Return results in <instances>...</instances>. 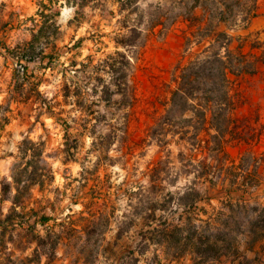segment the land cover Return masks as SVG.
Returning a JSON list of instances; mask_svg holds the SVG:
<instances>
[{"label": "rangeland", "instance_id": "obj_1", "mask_svg": "<svg viewBox=\"0 0 264 264\" xmlns=\"http://www.w3.org/2000/svg\"><path fill=\"white\" fill-rule=\"evenodd\" d=\"M124 1H138L141 8L161 2L170 8L179 0ZM53 2L47 13L59 12L56 39L46 40V58L25 63L1 46L15 47L30 39L32 28L37 29L32 18L40 19L38 0H0V195L1 181L9 179L13 164L19 161V142L29 137L44 143L47 168L43 173L47 177L43 188H34L26 211L40 232L48 229L60 236L53 264H264V222L253 226L245 222L244 215L232 214L236 221L245 222L237 235L238 254L223 250L226 255L200 256L193 252L197 244L192 241L197 240H190L194 232L220 236L230 228L236 233L233 223L218 230L187 227L179 232L180 243L165 248L145 240L159 223L151 226L147 214L153 210L162 214L160 209L171 195L186 192L192 199L194 182L199 183L196 187L205 199L196 207L208 215L214 213L207 203L210 198L215 207L229 195L234 199L244 196L250 204L264 206V161L259 158L264 153V136L228 146L231 161L227 163L226 184L216 189L200 181L220 174L202 173L201 155L179 139L194 131L191 125L197 120L191 112L179 116L168 111L182 68L209 42H199L202 38L195 39L193 28L178 23L167 31L157 30L143 47H120L118 50L133 59L128 85L136 100L130 105L114 95L109 101L103 86L108 85L111 91L115 86L103 72L102 61L116 51L118 24L127 12L119 11L116 0H101L102 7L84 10L67 5L66 0ZM223 2L231 5L233 0ZM251 9L250 1L241 0L233 10L235 23L234 14L226 12V22L217 29L229 35V50L242 51L256 69L254 73H229V86L235 101L234 117L248 119L260 132L264 123V0H257L255 16L249 14ZM252 156L257 158L260 184L248 185L243 192L231 181L238 174L241 157L249 171L239 180H251ZM190 206L175 210L172 204L169 211L178 213ZM9 207L10 202L0 203L3 213ZM42 217L49 218L46 226ZM219 245L227 247L226 243ZM45 262L43 258L41 264Z\"/></svg>", "mask_w": 264, "mask_h": 264}, {"label": "trees", "instance_id": "obj_2", "mask_svg": "<svg viewBox=\"0 0 264 264\" xmlns=\"http://www.w3.org/2000/svg\"><path fill=\"white\" fill-rule=\"evenodd\" d=\"M48 1L49 3L38 0L37 15L40 19L38 21L32 18L37 29L32 28L28 41L15 47L2 44L1 47L11 57L25 63L46 58L45 52L49 45L46 40H55L56 32L59 30L55 19L59 12L48 14L47 12L54 6L53 0ZM223 1L179 0L175 1L170 8L162 5L161 2H158L156 7L141 8L138 1L129 3L116 0L119 11L127 13L118 24V37L114 39L116 51L102 61L103 72L111 76L112 84L115 86L112 91L108 85L103 86L108 100L110 101L114 95H120L125 103L131 105L136 100L133 90L128 85V78L133 70V59L118 50L120 47H143L157 30L167 31L178 23H185L189 28H193L191 32L195 39L202 38L199 42H209L210 45L204 51L195 53L189 63L182 68L176 81L177 86L171 91V107L168 111L179 116L191 112L193 118L197 120L195 125H191L194 131L179 139L184 146L190 145L196 154L201 155L199 168L202 173L208 171L220 174L215 179L200 181V184L209 182L216 189L226 184L225 174L230 169L227 165L230 160L226 153L228 146L234 143H249L253 138L258 141L264 136V123L261 125L263 130L259 132L248 119L238 120L234 117L235 101L229 86V73L237 75L254 73L256 69L251 68V63L242 51L229 50V35L217 29L218 24L226 22V12L234 14L232 18L235 23L233 10L241 3V0H233V3L228 5ZM248 1L252 3L249 14L255 16L257 0ZM66 4L81 10L87 7L93 9L95 6H103L101 0H66ZM169 11L173 15H167ZM133 14L137 17H132ZM52 47H55V43ZM223 48L226 50L225 53L222 52ZM48 62L50 63L49 59ZM261 62H264V59ZM23 70L27 72L26 67H23ZM99 81L103 80L99 79ZM258 119L259 117L256 118ZM7 123L8 121L5 124ZM175 134L173 132L172 136ZM16 158L19 161L13 164L9 179L1 181L0 203L10 202V207L6 213L0 210V264H41L43 258H46L45 264H53L60 236L48 229L40 232L37 229V223L32 221L30 212L26 211L33 198L34 188L36 186L43 188L47 177V173H43L47 168L44 143L24 137L17 145ZM259 158L264 161V153ZM252 160L254 164L250 175L254 179L251 178L249 182L239 180L243 177V172L249 171L245 167L244 157H241L237 165L238 174L231 184L238 186L239 190H246L248 185L251 188L260 184L256 177L257 158L252 156ZM48 174L50 178H53L52 173ZM200 177L202 176H198ZM197 184L199 183L194 182L191 188L194 193L192 199L191 194L186 192L177 197L171 195L160 209L162 214L157 215L155 210L147 214L146 219L150 225L159 223L150 229L149 232L152 234L150 237H145V240L147 243L158 242L162 248H165L173 242L180 243L179 232L187 227L196 231L200 228L218 230L220 227L228 228L233 223L236 233L230 228L229 232L220 236H199L194 232L195 235L190 240H197L196 243L192 241L193 245L197 244L193 252L200 256L226 255L223 250H229L227 254L231 252L238 254L237 235L241 233V226L245 222L253 226L258 225L259 221L264 222V206L256 202L250 204L244 196L234 199L229 195L226 201H219L220 206L215 207L211 204L210 198L207 199V203L214 213L208 215L205 209L196 207V203L205 200L196 187ZM188 203L191 204L190 209L183 208L178 213L174 212L180 207H186ZM172 204L176 206V209L169 211ZM232 214H237L239 218L244 215L248 221H239V219L236 221ZM251 216L252 219H250ZM159 217L161 222L158 221ZM48 221V217L41 219L45 226ZM220 242L226 243L227 247L219 245ZM205 262L200 261L199 264Z\"/></svg>", "mask_w": 264, "mask_h": 264}]
</instances>
